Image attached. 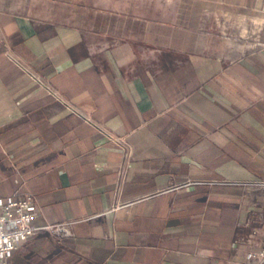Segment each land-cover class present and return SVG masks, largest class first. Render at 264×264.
<instances>
[{
  "label": "crops",
  "instance_id": "1",
  "mask_svg": "<svg viewBox=\"0 0 264 264\" xmlns=\"http://www.w3.org/2000/svg\"><path fill=\"white\" fill-rule=\"evenodd\" d=\"M203 13L232 38L255 28L257 46L233 52ZM0 38V196L32 194L34 228L72 233L42 230L9 264L256 263L264 0H0ZM6 50L126 137L131 159Z\"/></svg>",
  "mask_w": 264,
  "mask_h": 264
},
{
  "label": "built area",
  "instance_id": "2",
  "mask_svg": "<svg viewBox=\"0 0 264 264\" xmlns=\"http://www.w3.org/2000/svg\"><path fill=\"white\" fill-rule=\"evenodd\" d=\"M5 58L21 70L33 83L44 89L54 101L62 104L68 111L104 136L112 145L119 149L124 161L131 159L132 149L126 137L114 135L91 116L83 114L71 102L67 101L48 80L36 73L12 51H6ZM259 185L264 187V182L259 183ZM37 215V201L32 194H14L8 198L0 196V264H9V260L19 247L42 230L57 233L61 238L72 236L68 224L34 228L32 223ZM245 261L247 263L256 261L255 264H264V249L257 252H249L245 257Z\"/></svg>",
  "mask_w": 264,
  "mask_h": 264
},
{
  "label": "rangeland",
  "instance_id": "3",
  "mask_svg": "<svg viewBox=\"0 0 264 264\" xmlns=\"http://www.w3.org/2000/svg\"><path fill=\"white\" fill-rule=\"evenodd\" d=\"M226 19H227V17L224 14L223 15H218L216 17L215 16H211V20H210V17H208L204 13L202 14V20H205V21L209 20L211 22H214L216 25H219V27H217L216 30L215 29H211L213 32H216V34H217L216 36L217 37H219V38L225 37V38H228L229 40L233 41L232 42L233 46H231V47H230V44L228 46L226 44V42L218 41V43H219L218 46L219 47H223V46L227 45V47L231 48L233 52H240L241 49L248 50V49H252V48L257 46L256 38H257L258 32H256L255 28L252 29L255 32L254 33L250 32V34L248 35L247 38H241V37L232 38L231 35H230V31H227V30H225V28L224 29L222 28V27H224V25L226 23ZM250 31H251V29H250ZM232 43H231V45H232ZM0 50H1V38H0ZM6 51H10V50H6ZM6 51H5V53H6ZM5 53H4V56H5Z\"/></svg>",
  "mask_w": 264,
  "mask_h": 264
}]
</instances>
